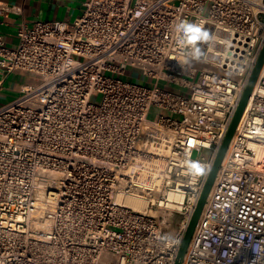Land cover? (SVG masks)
I'll return each instance as SVG.
<instances>
[{
    "label": "built area",
    "instance_id": "2783aa9c",
    "mask_svg": "<svg viewBox=\"0 0 264 264\" xmlns=\"http://www.w3.org/2000/svg\"><path fill=\"white\" fill-rule=\"evenodd\" d=\"M183 21L209 33L199 60ZM17 39L0 34V99L25 81L0 103V264H175L264 45V0H86L71 29L35 21ZM181 264H264V65Z\"/></svg>",
    "mask_w": 264,
    "mask_h": 264
},
{
    "label": "crops",
    "instance_id": "0c3cea01",
    "mask_svg": "<svg viewBox=\"0 0 264 264\" xmlns=\"http://www.w3.org/2000/svg\"><path fill=\"white\" fill-rule=\"evenodd\" d=\"M86 0H0V34L7 45L18 42L17 31L35 21H64L72 28L83 11ZM3 7H17L20 12H6Z\"/></svg>",
    "mask_w": 264,
    "mask_h": 264
},
{
    "label": "water",
    "instance_id": "95a60500",
    "mask_svg": "<svg viewBox=\"0 0 264 264\" xmlns=\"http://www.w3.org/2000/svg\"><path fill=\"white\" fill-rule=\"evenodd\" d=\"M263 65H264V45L262 47V50L260 52V55L258 57V60H257V63L255 65V68L249 78V81L247 83V86L245 88V91L242 95V98L239 102V105L236 109V112L233 116V119L231 121V124L229 126V129L227 130L225 136H224V139L221 143V146L217 152V155L215 157V160H214V163H213V166L210 170V173L208 175V178H207V181L204 185V188H203V191L201 193V196L198 200V203L196 205V208L190 218V221H189V224H188V227L186 229V232L184 234V237L182 239V242H181V245L179 247V250H178V254H177V257H176V261H175V264H181L182 262V259L186 253V250L188 248V245H189V242L192 238V235L194 233V230L196 228V225L200 219V216H201V213H202V210H203V207L206 203V200H207V197H208V194L212 188V186L214 185V182H215V179L217 177V174H218V171H219V168L221 166V163L223 161V158L228 150V147L230 145V142L232 140V137L240 123V120L243 116V113H244V110L246 108V105H247V102L249 100V97L254 89V86L256 84V81L259 77V74L261 72V69L263 68Z\"/></svg>",
    "mask_w": 264,
    "mask_h": 264
},
{
    "label": "clouds",
    "instance_id": "9594fccd",
    "mask_svg": "<svg viewBox=\"0 0 264 264\" xmlns=\"http://www.w3.org/2000/svg\"><path fill=\"white\" fill-rule=\"evenodd\" d=\"M176 30L182 34L180 36V43L185 46H190L191 56L199 60L202 56V52L201 48L198 46V42L210 40L208 31L187 21L181 22ZM186 165L187 171L192 177L203 175L206 171V167L199 161H186Z\"/></svg>",
    "mask_w": 264,
    "mask_h": 264
},
{
    "label": "rangeland",
    "instance_id": "374dc122",
    "mask_svg": "<svg viewBox=\"0 0 264 264\" xmlns=\"http://www.w3.org/2000/svg\"><path fill=\"white\" fill-rule=\"evenodd\" d=\"M188 66L194 67L197 70H200L202 68H204L205 70H209V68L204 67L200 64L198 65L195 61H192V60L188 62ZM124 79L132 82V77L129 75V72H128L127 76L124 77ZM23 83H25V81H24V79H22L20 77L19 78L17 77L15 79V81L10 80L9 84L8 83L6 84L5 91L2 92V94H1L0 103L3 104L7 101H10V100L16 98L19 95V91H20V88H21ZM160 85H163V83L161 82Z\"/></svg>",
    "mask_w": 264,
    "mask_h": 264
},
{
    "label": "bare ground",
    "instance_id": "6f19581e",
    "mask_svg": "<svg viewBox=\"0 0 264 264\" xmlns=\"http://www.w3.org/2000/svg\"><path fill=\"white\" fill-rule=\"evenodd\" d=\"M124 202L126 205L139 210V211H143L145 206H146V202L144 200H142L141 198L138 197H134V196H129L127 198L124 199Z\"/></svg>",
    "mask_w": 264,
    "mask_h": 264
}]
</instances>
